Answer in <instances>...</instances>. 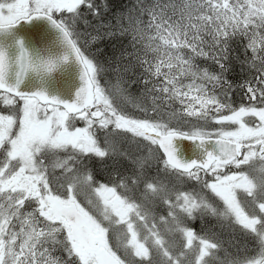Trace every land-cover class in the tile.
<instances>
[{
	"label": "snow or ice",
	"instance_id": "1",
	"mask_svg": "<svg viewBox=\"0 0 264 264\" xmlns=\"http://www.w3.org/2000/svg\"><path fill=\"white\" fill-rule=\"evenodd\" d=\"M0 264H264V0H0Z\"/></svg>",
	"mask_w": 264,
	"mask_h": 264
},
{
	"label": "trees",
	"instance_id": "2",
	"mask_svg": "<svg viewBox=\"0 0 264 264\" xmlns=\"http://www.w3.org/2000/svg\"><path fill=\"white\" fill-rule=\"evenodd\" d=\"M129 0H112V3L120 5V4H127Z\"/></svg>",
	"mask_w": 264,
	"mask_h": 264
}]
</instances>
